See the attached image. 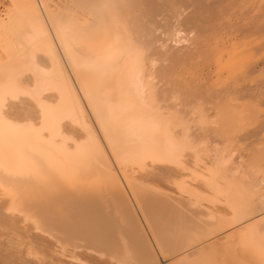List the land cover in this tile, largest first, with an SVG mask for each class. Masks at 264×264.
<instances>
[{
    "label": "bare ground",
    "instance_id": "1",
    "mask_svg": "<svg viewBox=\"0 0 264 264\" xmlns=\"http://www.w3.org/2000/svg\"><path fill=\"white\" fill-rule=\"evenodd\" d=\"M50 1L13 0L0 23V207L13 216L0 208L7 220L0 218V264H160L157 255L166 264H264V219L251 221L252 189L227 161H197L201 171H192L203 197L188 186L193 176L189 184L171 180L180 192L170 190V179L166 190L147 184L153 177L145 182V158L188 172L192 162L182 157L200 146L177 132L174 112L156 101L144 47L129 25L130 5L78 0L63 12ZM20 96L34 111L13 103ZM63 120L85 135H74V127L71 133ZM102 143L122 173L133 161L145 181L131 171L116 174ZM211 192L225 197L228 215L205 206ZM29 229L46 245L35 246Z\"/></svg>",
    "mask_w": 264,
    "mask_h": 264
},
{
    "label": "rangeland",
    "instance_id": "2",
    "mask_svg": "<svg viewBox=\"0 0 264 264\" xmlns=\"http://www.w3.org/2000/svg\"><path fill=\"white\" fill-rule=\"evenodd\" d=\"M51 1L50 3H52L53 8L63 12H72L71 9L74 8L75 10V5L77 4L75 2H78V0H72L73 2L63 0L64 4L62 0ZM79 1L81 2V0ZM86 1L84 2L85 4ZM124 1L130 5L126 10L129 13L127 15L129 16L128 19H130L129 25L135 32V40L137 41L138 39L137 42H141L140 44L144 47L146 66L148 68L147 74L151 75L150 85L151 87L153 86L152 89L154 88L153 91L155 92V98L159 107L162 110L164 109V112H167V110L174 112L177 132L183 134L194 145L200 146L197 149L203 148L201 150L205 151L198 153L200 150L196 149V153L193 152L195 155L193 153L192 155L189 151L184 153L185 156L182 157V162L186 159L188 162L189 160L192 162V164L187 163L188 168L192 166V169H186L188 172H182L185 170L180 169L181 166L177 164L166 163L162 165L165 170H162L161 165L159 167L161 162L152 159L157 164L159 163L157 165L153 161L147 160V158H145L146 160L142 159L140 164L144 165L143 162L145 161L149 163L145 162L146 167L143 166L145 170L150 165L148 166V173L144 172L143 169L141 172H139L140 169L137 171L135 167L137 165L133 167V161L131 164L124 165V171H126V168L127 171L130 168L129 171L136 175L133 178H139V180L143 178L140 181H145L146 178V183L149 178L153 177L151 178L152 180L149 179L150 182L147 184L151 186H155L156 184L158 188L162 185L163 188L160 187L162 190L169 189L168 184L171 183L170 185L174 189L170 187V190H174L173 192L177 189L180 192L181 186L179 185L187 183L193 176V179L195 180L196 178V180L193 181L191 179L193 183L189 181L190 184H187L201 194L198 190L202 188V185L201 188H195V185L198 186L200 184H195V182L197 183L201 180L200 177H196L195 172L201 170L195 171V169L200 168L199 166H202L205 160L207 162L210 157H217V160L222 162L223 160L227 161L226 168L228 167L227 169L233 171V175L236 173L239 175V178H243L244 181L239 179L241 184L248 183L250 185L252 192H247L249 190L247 187L246 197L248 193L247 201H249L250 197V203L253 204L256 214H254L255 216L252 215L254 217L251 216L249 218L252 219V222L261 221V219H264V0ZM65 5L68 6L64 7ZM69 5H71L70 9L68 8ZM58 6L59 8L62 6L64 8L59 9ZM121 6L126 7L124 3ZM12 9L13 0H0V23L6 20V18L8 19ZM0 58H3L1 50ZM20 98V100H15L16 102L14 101L13 103L19 104L20 108L25 107L23 109L34 111L35 106H30L34 104L28 97L20 96ZM29 102L30 105H28ZM11 107L10 109L12 110L16 108L17 111L20 110L18 107ZM86 112L92 128L95 130L94 132H96L100 141L104 142L102 141L100 132L97 130V125L95 122L93 124L92 117L88 113L89 111L86 110ZM67 121L63 120L62 123L64 122L63 124L67 125L66 127L71 133L76 128V131L74 130L75 133L73 132L74 135H79V137L80 135H85L84 131L77 129L76 125L71 124L69 121L67 123ZM71 127H74V129L72 128L71 130ZM104 144L103 146L106 149L107 147ZM69 145L72 146V142ZM107 150L105 151L108 153L107 155L114 172L119 176H122V174L127 175L129 171L122 173V167L120 168L116 164L117 162L112 157L113 155L109 156L111 154ZM186 155H191V157H186ZM206 156L209 158L203 159ZM194 157L197 160L193 162ZM137 160L134 162L136 163ZM200 160L203 162L201 165H199ZM197 161L199 166L197 165ZM165 166L170 169L164 168ZM153 169H155V172H152ZM193 169L195 172L192 171ZM143 172L146 173L143 174L145 178L142 177ZM156 172H159L160 175L159 173L155 175ZM161 173L162 180L160 178ZM186 173L190 175L187 176ZM237 175H235L237 177H235L236 180L238 179ZM176 176L179 177L177 178L178 180H176ZM147 177L149 178L147 179ZM186 178H189V180ZM166 179H170V182ZM171 180L174 182L175 180L178 181V187L174 186ZM184 180L186 181L184 182ZM159 183L162 184L159 185ZM191 184H194V186H191ZM245 184L243 185L246 188ZM185 186L182 188L183 191L185 190L184 188H187ZM170 190L167 191L171 192ZM180 194L185 195L187 193L182 192ZM201 195L203 197V194ZM206 195L212 198L209 199L211 200V204L207 203L205 205L202 202V205L204 204L206 207H209L210 211H214L215 208H217L216 210L218 208H220L219 210L225 208L223 211L228 210L225 197L212 194V192L211 194L205 193ZM0 198L6 202V198L3 195ZM206 199L208 200V197ZM222 200H224V205ZM217 201L222 204H217ZM0 208L4 210L3 207ZM2 213L7 217H13L5 210ZM227 213H229V210ZM1 215L0 218L5 219V216ZM1 219L0 222L6 220ZM250 219H246L247 223H245V220L241 222L244 225H232L233 230L229 227L228 229L231 230L229 232L236 230L238 226L240 228L249 224L251 222ZM19 225L22 228L25 226L23 224ZM27 235L30 237L28 238ZM35 235L38 234L30 229L26 232V237L29 240L34 239L33 243L35 246L38 244L46 245V242H43L39 237L38 240L41 243L36 241L37 237ZM28 239L25 241H29ZM44 249L45 251H49L47 248ZM30 256V259L33 258V256ZM157 256H159L158 260L160 264L168 263V259L165 258L167 261L165 260L164 262L163 256Z\"/></svg>",
    "mask_w": 264,
    "mask_h": 264
}]
</instances>
